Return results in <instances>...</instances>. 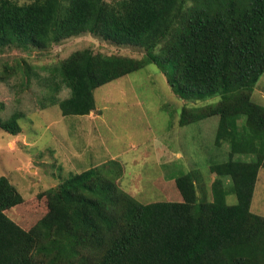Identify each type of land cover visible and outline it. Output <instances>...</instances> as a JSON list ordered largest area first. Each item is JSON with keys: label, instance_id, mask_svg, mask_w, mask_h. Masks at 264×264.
<instances>
[{"label": "trees", "instance_id": "16d2710c", "mask_svg": "<svg viewBox=\"0 0 264 264\" xmlns=\"http://www.w3.org/2000/svg\"><path fill=\"white\" fill-rule=\"evenodd\" d=\"M86 32L147 53H74L52 69L60 82L51 89L70 90L52 104L64 116L89 115L98 88L150 64L185 100L219 97L180 120L219 118L216 145L229 151L210 168L213 201H199L191 172L168 188L158 179L166 200L143 203L92 168L49 189L47 214L27 231L6 214L23 197L2 176L0 264H264V215L252 210L264 168V104L254 99L264 79V0H0V49L45 50ZM0 127L18 135V115Z\"/></svg>", "mask_w": 264, "mask_h": 264}, {"label": "rangeland", "instance_id": "374dc122", "mask_svg": "<svg viewBox=\"0 0 264 264\" xmlns=\"http://www.w3.org/2000/svg\"><path fill=\"white\" fill-rule=\"evenodd\" d=\"M85 49L132 59L147 53L143 47L88 32L45 50L24 45L0 49V123L18 115L21 126L18 135L0 127V177L6 176L23 197L20 205L6 211L8 217L32 229L49 210L47 191L71 174L92 168L143 203L166 200L158 179L168 188L170 178L191 172L199 201L212 202L216 175L210 168L226 161L229 151L227 144L216 145L219 118L186 126L180 120L184 110L207 107L219 97L185 100L168 84L162 69L150 64L98 88L96 108L89 115L64 116L51 99L63 100L70 90L64 85L59 92L51 89L60 82L52 69ZM254 99L264 104V79ZM226 200L237 203L233 193ZM252 210L264 215V168L258 174Z\"/></svg>", "mask_w": 264, "mask_h": 264}]
</instances>
